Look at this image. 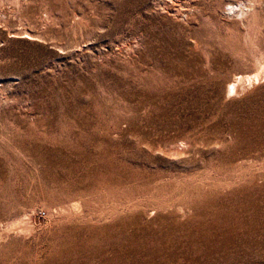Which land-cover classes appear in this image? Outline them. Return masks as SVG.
Returning <instances> with one entry per match:
<instances>
[{
  "label": "rangeland",
  "instance_id": "1",
  "mask_svg": "<svg viewBox=\"0 0 264 264\" xmlns=\"http://www.w3.org/2000/svg\"><path fill=\"white\" fill-rule=\"evenodd\" d=\"M0 264H264V0H0Z\"/></svg>",
  "mask_w": 264,
  "mask_h": 264
},
{
  "label": "bare ground",
  "instance_id": "2",
  "mask_svg": "<svg viewBox=\"0 0 264 264\" xmlns=\"http://www.w3.org/2000/svg\"><path fill=\"white\" fill-rule=\"evenodd\" d=\"M256 76V78H257V74L255 75ZM246 79H247V76H246ZM241 80V78H238V81L237 82H239ZM249 83V82H248ZM234 90H235V85H234V83L230 86V92H234Z\"/></svg>",
  "mask_w": 264,
  "mask_h": 264
}]
</instances>
